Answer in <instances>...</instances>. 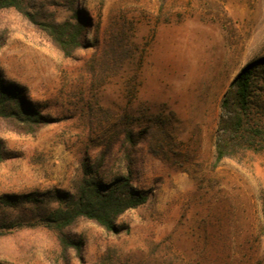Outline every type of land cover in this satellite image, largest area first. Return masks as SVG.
<instances>
[{"label": "rangeland", "instance_id": "obj_1", "mask_svg": "<svg viewBox=\"0 0 264 264\" xmlns=\"http://www.w3.org/2000/svg\"><path fill=\"white\" fill-rule=\"evenodd\" d=\"M24 1L42 21L79 13L86 29L65 58L19 12L0 11V77L50 119L32 133L0 119V197L71 192L86 156L105 180L120 176L126 128L131 183L147 200L117 218V234L77 220L67 232L80 250L41 226L3 230L0 264H264V155L214 165L221 99L264 57V0ZM255 95L264 113L262 81ZM40 205L0 203V218Z\"/></svg>", "mask_w": 264, "mask_h": 264}, {"label": "trees", "instance_id": "obj_2", "mask_svg": "<svg viewBox=\"0 0 264 264\" xmlns=\"http://www.w3.org/2000/svg\"><path fill=\"white\" fill-rule=\"evenodd\" d=\"M24 2L0 0V11L14 9L19 12L29 23L42 30L65 58L81 47V35L86 25L79 13L73 23L53 19L42 21L26 8ZM117 56L119 55L116 54ZM99 68L104 70L107 67ZM260 81L264 84V57L244 66L222 97L214 140V165L223 160L239 161L245 156L264 155L263 103L255 95ZM0 119L17 124L25 133H32L50 122L38 106L27 98L23 88L15 83L5 82L1 77ZM117 120H120L119 126H123L126 117ZM154 126L146 127L145 130L150 131ZM120 131L123 133L121 146L126 150L123 155V173L120 176L105 180L101 162L95 163L86 156L79 163V174L72 183L71 192L55 193L45 202L32 195L2 196L0 203L5 208L31 203L41 204V209L38 215L25 220L6 221L0 218V236L7 232L3 230L10 228L41 226L52 231L60 249L67 251L69 248L80 250V243L69 237L67 232L77 220L85 219L106 232L120 233L117 218L126 211L143 205L147 200V194L134 188L131 183V151L137 141L131 129L124 128ZM2 159L0 149V161ZM260 215L264 225V193L260 197Z\"/></svg>", "mask_w": 264, "mask_h": 264}]
</instances>
